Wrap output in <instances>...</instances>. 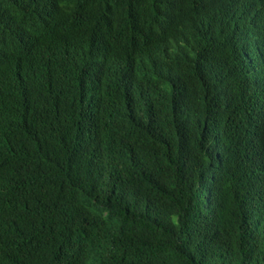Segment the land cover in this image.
Here are the masks:
<instances>
[{"label": "trees", "instance_id": "16d2710c", "mask_svg": "<svg viewBox=\"0 0 264 264\" xmlns=\"http://www.w3.org/2000/svg\"><path fill=\"white\" fill-rule=\"evenodd\" d=\"M214 9L0 0V264H264V15Z\"/></svg>", "mask_w": 264, "mask_h": 264}, {"label": "clouds", "instance_id": "9594fccd", "mask_svg": "<svg viewBox=\"0 0 264 264\" xmlns=\"http://www.w3.org/2000/svg\"><path fill=\"white\" fill-rule=\"evenodd\" d=\"M215 9L197 29L198 40L209 48L232 47L244 55V39L251 34L258 15H264L260 0H212ZM264 72V67L258 68Z\"/></svg>", "mask_w": 264, "mask_h": 264}, {"label": "bare ground", "instance_id": "6f19581e", "mask_svg": "<svg viewBox=\"0 0 264 264\" xmlns=\"http://www.w3.org/2000/svg\"><path fill=\"white\" fill-rule=\"evenodd\" d=\"M198 43H199V42H198ZM202 45H204V44H202ZM243 45H244V44H243ZM244 47H245V46H244ZM213 49H214V48H213ZM256 49H257V48H256ZM212 51H213V50H212ZM252 51H253V50H252ZM256 51H257V50H256ZM210 52H211V51H210ZM210 52H209V53H210ZM207 55H208V54H207ZM208 56H210V55H208ZM207 59H208V58H207ZM207 59H206V61H207ZM208 62H209V61H208ZM204 70H205V69H204ZM204 72H205V71H204ZM206 74H207V73H206ZM209 76H210V75H209ZM249 78H250V76H249ZM247 79H248V78H247ZM231 101H232V100H231ZM86 242H87V241H86ZM88 242H89V241H88ZM88 242H87V243H88ZM83 244H84V243H83ZM76 245H77V244H76ZM79 246H80V244H79ZM78 248H79V247H78ZM86 248H87V247H86ZM78 250L80 251V249H78Z\"/></svg>", "mask_w": 264, "mask_h": 264}]
</instances>
